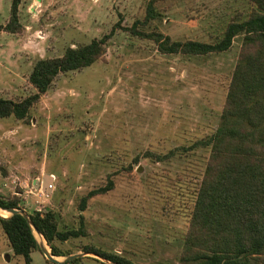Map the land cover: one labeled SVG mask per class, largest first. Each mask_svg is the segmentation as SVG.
Returning <instances> with one entry per match:
<instances>
[{
  "label": "rangeland",
  "instance_id": "374dc122",
  "mask_svg": "<svg viewBox=\"0 0 264 264\" xmlns=\"http://www.w3.org/2000/svg\"><path fill=\"white\" fill-rule=\"evenodd\" d=\"M147 1L20 0L23 30H0L2 98L17 101L35 92L27 76L38 58L60 56L67 46L114 32L104 58L61 74L30 108L28 120L0 118V195H20L29 213L53 210L59 229L78 228L83 216L86 236L57 241L64 252L83 253L88 245L134 264H180L209 153L191 145L219 122L241 35L219 53L162 54L151 40L124 28L143 18ZM10 5L0 0V25ZM154 6L160 16L145 31L211 42L229 20L245 16L250 3L155 0ZM45 176L52 182L48 193L41 186ZM109 180L113 187L87 199L80 210L81 198ZM41 244L50 253L46 241ZM81 257L73 264H113L93 253ZM31 259L67 264L48 260L40 248ZM0 264H25L1 227Z\"/></svg>",
  "mask_w": 264,
  "mask_h": 264
},
{
  "label": "trees",
  "instance_id": "16d2710c",
  "mask_svg": "<svg viewBox=\"0 0 264 264\" xmlns=\"http://www.w3.org/2000/svg\"><path fill=\"white\" fill-rule=\"evenodd\" d=\"M154 1H147L142 19L124 28L138 38L151 40L162 54L219 53L229 49L234 37L241 35L219 122L212 134L191 145L207 147L209 153L195 188L180 264H264V0H248L247 14L229 20L222 34L211 42L174 40L158 31H145L142 27L160 16ZM19 4L20 0H11L8 20L0 25V30L9 33L23 30ZM113 32L112 29L77 47L67 46L60 56L38 58L27 76L35 92L17 101L0 97V118L28 120L30 108L61 74L79 71L104 58ZM112 187L109 180L106 185L88 191L81 198L79 209L84 210L87 199ZM22 202L18 194L0 195V209H22ZM27 213L53 256L70 255L56 245L57 241L87 234L83 216L78 228L59 229L58 215L53 210ZM0 227L12 253L22 256L25 264H33L31 252L39 247L29 222L16 213L0 216ZM82 250L115 264H134L116 252L94 246L84 245Z\"/></svg>",
  "mask_w": 264,
  "mask_h": 264
},
{
  "label": "water",
  "instance_id": "95a60500",
  "mask_svg": "<svg viewBox=\"0 0 264 264\" xmlns=\"http://www.w3.org/2000/svg\"><path fill=\"white\" fill-rule=\"evenodd\" d=\"M49 181H50V180H49L48 176H45L44 179H43V181H42V185H41L43 189L46 187V185H47V183H48ZM1 209H3V210H5V211L9 212L10 215H13V214H16V213L21 214V215H22V216H23V217L29 222V224H30L31 227L33 228V233L36 232V233H38L39 235H41V234L37 231V229L34 228V226L32 225L28 213H27L26 211H24L23 209H18V208H1ZM10 215H9V216H10ZM36 241H37V240H36ZM37 243H38V242H37ZM38 246H39L40 250L43 252L44 256H45L48 260H50V261H52V262H56V263H62V262L70 261V260H72V259H74V258H77V257H81V256H83L85 253H88V252H83V253H74V254H70V255L66 256V257L63 259V261H59L58 259H56V256H53L51 253H49V251H47V250L43 247L42 244L38 243ZM93 254H94V253H93ZM94 255H96V254H94ZM96 256H98V255H96ZM98 257H100V256H98ZM100 258H102V257H100ZM102 259H104V258H102ZM104 260H106V259H104ZM106 261H108V260H106ZM109 262H110V261H109ZM111 263H112V262H111ZM113 264H115V263H113Z\"/></svg>",
  "mask_w": 264,
  "mask_h": 264
},
{
  "label": "bare ground",
  "instance_id": "6f19581e",
  "mask_svg": "<svg viewBox=\"0 0 264 264\" xmlns=\"http://www.w3.org/2000/svg\"><path fill=\"white\" fill-rule=\"evenodd\" d=\"M0 213H2L4 216L7 215V211L3 210V209H0ZM36 233V232H35ZM38 234V233H36ZM38 236L41 238V240H39V243L41 244V241L44 242L43 238L41 237V235L38 234ZM45 249L48 251V248L45 247Z\"/></svg>",
  "mask_w": 264,
  "mask_h": 264
},
{
  "label": "built area",
  "instance_id": "2783aa9c",
  "mask_svg": "<svg viewBox=\"0 0 264 264\" xmlns=\"http://www.w3.org/2000/svg\"><path fill=\"white\" fill-rule=\"evenodd\" d=\"M52 182H51V180L47 183V185H46V187H47V189L45 190L47 193L49 192V188H51L52 187V184H51Z\"/></svg>",
  "mask_w": 264,
  "mask_h": 264
},
{
  "label": "crops",
  "instance_id": "0c3cea01",
  "mask_svg": "<svg viewBox=\"0 0 264 264\" xmlns=\"http://www.w3.org/2000/svg\"><path fill=\"white\" fill-rule=\"evenodd\" d=\"M37 194H38V193H37ZM33 198H34V197H33ZM22 209H23L24 211L28 212V210H27L26 208L23 207Z\"/></svg>",
  "mask_w": 264,
  "mask_h": 264
}]
</instances>
